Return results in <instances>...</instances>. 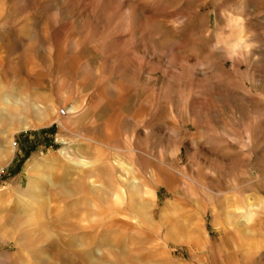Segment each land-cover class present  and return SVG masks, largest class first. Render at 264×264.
<instances>
[{
  "label": "rangeland",
  "instance_id": "rangeland-1",
  "mask_svg": "<svg viewBox=\"0 0 264 264\" xmlns=\"http://www.w3.org/2000/svg\"><path fill=\"white\" fill-rule=\"evenodd\" d=\"M0 166V264H264V0H0Z\"/></svg>",
  "mask_w": 264,
  "mask_h": 264
},
{
  "label": "bare ground",
  "instance_id": "bare-ground-1",
  "mask_svg": "<svg viewBox=\"0 0 264 264\" xmlns=\"http://www.w3.org/2000/svg\"><path fill=\"white\" fill-rule=\"evenodd\" d=\"M40 108L41 107H37L36 109L32 110V109H29V108L22 106V109L20 110L21 112H19V113L17 111L15 112L14 110H9V114L11 116L7 117V118L9 119V122L11 124H13L15 122V124L13 125V129H16V128H20L19 125H16V123L23 121L22 117H20V115L22 116V114H23V115L27 116L28 114H32V116H33V112H35V114H36L35 119L37 120L38 125H41L42 123L46 122L47 116H45L43 114V111H42L43 109H40ZM0 167H2V166H0Z\"/></svg>",
  "mask_w": 264,
  "mask_h": 264
},
{
  "label": "built area",
  "instance_id": "built-area-1",
  "mask_svg": "<svg viewBox=\"0 0 264 264\" xmlns=\"http://www.w3.org/2000/svg\"><path fill=\"white\" fill-rule=\"evenodd\" d=\"M4 177H5V169L4 167H0V183L2 182Z\"/></svg>",
  "mask_w": 264,
  "mask_h": 264
},
{
  "label": "crops",
  "instance_id": "crops-1",
  "mask_svg": "<svg viewBox=\"0 0 264 264\" xmlns=\"http://www.w3.org/2000/svg\"><path fill=\"white\" fill-rule=\"evenodd\" d=\"M0 198H1V196H0ZM1 202V201H0Z\"/></svg>",
  "mask_w": 264,
  "mask_h": 264
}]
</instances>
